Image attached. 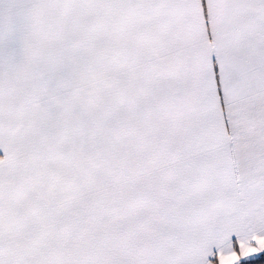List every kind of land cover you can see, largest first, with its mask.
Segmentation results:
<instances>
[{
  "label": "snow or ice",
  "instance_id": "obj_1",
  "mask_svg": "<svg viewBox=\"0 0 264 264\" xmlns=\"http://www.w3.org/2000/svg\"><path fill=\"white\" fill-rule=\"evenodd\" d=\"M264 264V0H0V264Z\"/></svg>",
  "mask_w": 264,
  "mask_h": 264
},
{
  "label": "trees",
  "instance_id": "obj_2",
  "mask_svg": "<svg viewBox=\"0 0 264 264\" xmlns=\"http://www.w3.org/2000/svg\"><path fill=\"white\" fill-rule=\"evenodd\" d=\"M244 264H249V262H248V261H246V262H244Z\"/></svg>",
  "mask_w": 264,
  "mask_h": 264
}]
</instances>
